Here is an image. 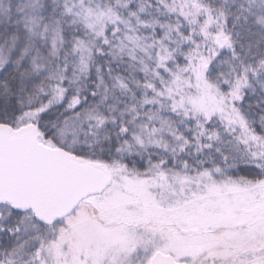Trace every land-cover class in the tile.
Here are the masks:
<instances>
[{
    "label": "snow or ice",
    "instance_id": "snow-or-ice-1",
    "mask_svg": "<svg viewBox=\"0 0 264 264\" xmlns=\"http://www.w3.org/2000/svg\"><path fill=\"white\" fill-rule=\"evenodd\" d=\"M0 264H264V0H0Z\"/></svg>",
    "mask_w": 264,
    "mask_h": 264
}]
</instances>
